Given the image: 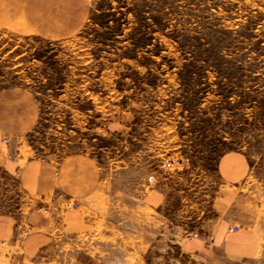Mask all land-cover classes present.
<instances>
[{"label": "rangeland", "instance_id": "rangeland-1", "mask_svg": "<svg viewBox=\"0 0 264 264\" xmlns=\"http://www.w3.org/2000/svg\"><path fill=\"white\" fill-rule=\"evenodd\" d=\"M88 4L74 33L67 12L38 8L28 21L48 26L0 28V94L39 108L22 155L101 169L88 206H64L85 234L37 262L0 239V264H219L187 245L227 214L264 256V0ZM225 194L247 201L227 213Z\"/></svg>", "mask_w": 264, "mask_h": 264}, {"label": "crops", "instance_id": "crops-1", "mask_svg": "<svg viewBox=\"0 0 264 264\" xmlns=\"http://www.w3.org/2000/svg\"><path fill=\"white\" fill-rule=\"evenodd\" d=\"M35 1L39 7L33 5ZM36 8L47 9L49 15L55 10L67 12L63 24L73 33L85 25L89 14L88 0H0V28L20 22L28 27L48 26L28 21ZM38 118L39 108L28 92L11 88L0 94V239L21 250L30 262L53 257L58 243L87 232L83 214L64 212V206L75 202L86 208L101 183L99 163L88 154L59 161L25 159L21 139L35 128ZM220 200L230 213L242 208L247 198L225 194ZM236 226L240 230L231 232ZM187 249L200 259L218 258L219 264H264L247 227L233 214H227L214 232L207 228L192 236Z\"/></svg>", "mask_w": 264, "mask_h": 264}, {"label": "built area", "instance_id": "built-area-1", "mask_svg": "<svg viewBox=\"0 0 264 264\" xmlns=\"http://www.w3.org/2000/svg\"><path fill=\"white\" fill-rule=\"evenodd\" d=\"M80 208V205L75 203V202H68L65 204V210H69V209H75V208ZM236 230H238V228H235Z\"/></svg>", "mask_w": 264, "mask_h": 264}]
</instances>
